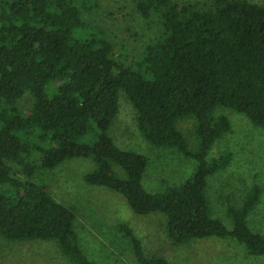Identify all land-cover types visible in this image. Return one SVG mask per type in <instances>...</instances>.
Here are the masks:
<instances>
[{"label": "trees", "instance_id": "1", "mask_svg": "<svg viewBox=\"0 0 264 264\" xmlns=\"http://www.w3.org/2000/svg\"><path fill=\"white\" fill-rule=\"evenodd\" d=\"M136 3L156 34L126 64L115 58L106 32L86 18L98 0H0V237L53 241L71 264H96L81 249L76 209L33 180L41 170L86 158L96 165L84 178L89 186L122 195L137 215H163L175 243L231 238L250 256H264V235L249 225L261 187L254 186L241 207L228 208L232 230L213 217L207 195L209 178L232 159L229 152L208 159L215 143L232 131L216 110H233L264 128V4ZM123 93L148 143L197 163L182 185L148 192L147 158L115 144L109 130ZM27 95L32 106L24 110L20 101ZM188 118L195 120V150L178 127ZM10 164L26 179H16ZM121 230L138 264H170L148 256L128 225Z\"/></svg>", "mask_w": 264, "mask_h": 264}, {"label": "rangeland", "instance_id": "2", "mask_svg": "<svg viewBox=\"0 0 264 264\" xmlns=\"http://www.w3.org/2000/svg\"><path fill=\"white\" fill-rule=\"evenodd\" d=\"M209 8L214 0H173ZM264 4V0H248ZM86 18L104 30L113 44L117 60L131 64L154 39L156 30L138 12L136 0H98V8ZM120 109L110 128L115 144L126 151L145 156L148 165L143 184L150 193H160L169 187L182 185L193 176L197 163L173 148H159L148 143L138 129L136 111L123 93ZM28 110L29 95L20 101ZM216 116L227 117L232 131L218 140L208 159L214 160L229 152L230 165L209 178L207 195L213 217L229 230L233 223L228 208L241 207L246 194L254 187L262 189L259 205L249 216V225L264 235V128L233 110L221 108ZM190 149L198 148L195 120L178 122ZM16 179L26 176L10 164ZM96 169L92 159L68 160L53 171H40L34 182L45 184L59 203L76 209V229L81 249L96 264H138L133 246L121 226L128 225L141 239L148 256H160L170 264H264V256H250L244 245L231 238L211 237L177 244L166 231V219L161 214L137 215L120 194L104 187L89 186L84 178ZM7 189V187H6ZM0 264H71L53 241H7L0 237Z\"/></svg>", "mask_w": 264, "mask_h": 264}]
</instances>
